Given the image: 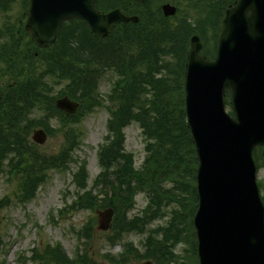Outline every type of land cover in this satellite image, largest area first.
Wrapping results in <instances>:
<instances>
[{
    "label": "trees",
    "instance_id": "1",
    "mask_svg": "<svg viewBox=\"0 0 264 264\" xmlns=\"http://www.w3.org/2000/svg\"><path fill=\"white\" fill-rule=\"evenodd\" d=\"M13 1L1 0L0 7L5 9ZM162 1L177 6L175 16H162ZM233 2L146 0L139 5L133 0H96L102 10L118 7L136 14L139 21L117 25L105 39L95 37L80 21L65 22L57 42L46 49H38L30 41L23 30V17L13 22L7 19L0 26V175L7 174L17 182L19 201L33 199L50 170H65L76 161L74 151L80 139L72 124L101 105L99 82L111 73L114 79L106 96L109 118L97 150L100 172L85 190V161L79 163L73 173L79 192L71 208L112 206L115 216L107 236L110 243L127 232L146 234L143 251L126 244L119 255L123 259L130 254L137 260L168 264L176 260L173 245L188 238L197 264L196 241L190 240L197 207V159L185 122L184 74L190 36L198 34L205 43L210 40L203 54L213 57L223 12ZM22 6L24 16L27 0ZM62 95L79 102L76 114L66 115L55 107V99ZM133 122L140 127L144 140L145 157L140 168H135L133 154L124 148L123 130ZM38 127L49 136L61 133L64 145L57 154L44 155L31 141V133ZM253 158L258 169L264 168V147L256 148ZM257 183L264 203V184ZM102 193L105 198L99 200ZM138 193L146 195L147 205L141 214L127 218ZM166 216L165 225L149 227L155 219ZM83 228L82 236L89 238L92 223ZM75 253L69 259L60 244L46 245L39 260L95 264L86 252Z\"/></svg>",
    "mask_w": 264,
    "mask_h": 264
},
{
    "label": "water",
    "instance_id": "2",
    "mask_svg": "<svg viewBox=\"0 0 264 264\" xmlns=\"http://www.w3.org/2000/svg\"><path fill=\"white\" fill-rule=\"evenodd\" d=\"M144 3L145 0H136ZM95 0H29L24 29L39 46L55 43L64 21H83L105 38L117 23L137 22L119 9L102 13ZM164 16L176 9L163 4ZM190 38L184 105L197 159L198 208L193 223L199 264H264V207L255 182L253 150L264 146V0H236L225 9L212 60ZM231 93L234 117L225 110ZM57 108L72 114L78 104L62 97ZM32 139L43 144L46 134ZM113 210L98 214L107 230Z\"/></svg>",
    "mask_w": 264,
    "mask_h": 264
},
{
    "label": "rangeland",
    "instance_id": "3",
    "mask_svg": "<svg viewBox=\"0 0 264 264\" xmlns=\"http://www.w3.org/2000/svg\"><path fill=\"white\" fill-rule=\"evenodd\" d=\"M22 0H16L7 13L11 18L19 17ZM3 14H0V23ZM203 48L210 42H203ZM114 75L107 73L99 82L101 105L92 112L84 114L77 123L72 124L80 139L74 151L77 161L68 165L65 170L55 169L48 172L46 181L37 190L36 196L27 203L18 200V184L7 174L0 175V264H41L32 260L34 252H40L46 244L60 243L64 251L71 257L74 254L77 240L72 230L79 229L87 220L96 217L95 212L86 210H67L59 214L60 209H66L74 196L75 187L72 174L77 165L85 161L88 183L91 184L99 171L96 152L105 134L106 120L108 119L109 103L106 96L109 93ZM229 110V107H227ZM38 116V115H37ZM40 116V115H39ZM38 116V117H39ZM55 125V122H52ZM125 149L134 156L135 167H140L143 158V138L140 128L132 123L124 130ZM64 145L61 133L55 132L47 136L44 144L39 146L40 152L46 155H55ZM257 180L264 184V168L257 171ZM146 199L137 195L135 207L130 214H138L145 207ZM166 219L157 220L151 226L166 224ZM104 232L95 231L89 240L88 257L97 264H116L107 260V257H117L122 250V243L109 245ZM142 236L129 233L124 241L131 242L140 248ZM187 248L183 244L176 247L182 252ZM34 251V252H33ZM145 260H129L125 264H141ZM50 264V263H47ZM118 264V263H117Z\"/></svg>",
    "mask_w": 264,
    "mask_h": 264
}]
</instances>
